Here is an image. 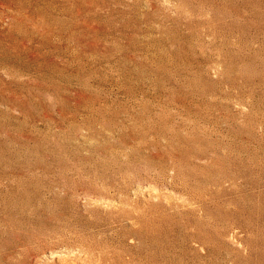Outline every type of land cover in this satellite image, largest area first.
Segmentation results:
<instances>
[{
  "label": "rangeland",
  "instance_id": "rangeland-1",
  "mask_svg": "<svg viewBox=\"0 0 264 264\" xmlns=\"http://www.w3.org/2000/svg\"><path fill=\"white\" fill-rule=\"evenodd\" d=\"M0 264H264V0H0Z\"/></svg>",
  "mask_w": 264,
  "mask_h": 264
}]
</instances>
